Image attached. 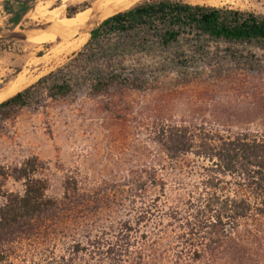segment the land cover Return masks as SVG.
Returning <instances> with one entry per match:
<instances>
[{
    "label": "trees",
    "instance_id": "1",
    "mask_svg": "<svg viewBox=\"0 0 264 264\" xmlns=\"http://www.w3.org/2000/svg\"><path fill=\"white\" fill-rule=\"evenodd\" d=\"M32 1L5 3L12 25ZM242 47L264 50L263 15L146 0L102 20L64 65L1 102L0 120L81 92L119 118L131 116V93L162 105L191 82L236 86L224 77L235 76L232 65L263 72ZM148 115L123 174L66 175L58 199L37 159L0 167V264H264V113L254 112L253 132L211 127L190 111ZM8 178L22 192L4 191Z\"/></svg>",
    "mask_w": 264,
    "mask_h": 264
},
{
    "label": "rangeland",
    "instance_id": "2",
    "mask_svg": "<svg viewBox=\"0 0 264 264\" xmlns=\"http://www.w3.org/2000/svg\"><path fill=\"white\" fill-rule=\"evenodd\" d=\"M7 1L10 0H0V73L8 72L6 78L1 79L0 93L18 76L26 79L23 90L64 65L86 43L89 32L106 19L92 21L71 39L79 41L77 49L63 51L45 61L46 56L51 57L48 51L52 47L46 43L35 44V41L45 36L42 34H47L51 13L59 12V20H63L72 17L83 6L78 0H35L27 3L28 10L15 26L12 25L15 12L6 10ZM143 1L146 0H139L132 6ZM179 1L264 16V0ZM240 51L261 63L263 72L246 74L232 65L230 71L235 72L229 75L235 76L224 77H236L240 81L236 86L205 91L202 89L203 82H191L182 87L176 99L162 105H157L159 99L153 93H131L123 99V102L132 105L131 116L126 115L125 107L121 106L120 109L125 112L122 111L124 113L121 112L119 118H113L105 112L101 98L89 97L85 92L56 102L44 99L39 106L24 108L12 119L0 120V167L13 168L27 159H37L44 165L45 170L41 173L49 181L47 196L58 199L62 195V182L66 175L88 177L92 181L114 171L123 174L125 160L131 156L130 150L140 147L143 142V127L147 122H153L152 118H148V109H163L175 117L178 113L190 111L211 127H220L219 121H224L220 123H226L231 131L241 129L253 132L258 123L254 122V112L264 113V50L242 47ZM209 117L217 120L216 123ZM117 160L119 167L114 169V161ZM3 189L20 193L23 188L20 182L8 178ZM3 202L4 199L0 198V205Z\"/></svg>",
    "mask_w": 264,
    "mask_h": 264
},
{
    "label": "bare ground",
    "instance_id": "3",
    "mask_svg": "<svg viewBox=\"0 0 264 264\" xmlns=\"http://www.w3.org/2000/svg\"><path fill=\"white\" fill-rule=\"evenodd\" d=\"M137 1L139 0H78L79 4L83 6V9L76 12L72 17L63 20H59L60 13L54 12L53 10L54 13H51L49 18L50 25L47 28V34H42L45 36L35 41V44L39 45L46 43L51 45L52 47L50 51H48L51 57L45 55L46 58H41H45L44 60L46 61L63 51L67 52V50L70 51L74 48L77 49V44L79 43V41H71V39L74 38L80 31L84 30L89 23L94 20L107 18L115 13L126 10L130 8L133 4H135ZM24 32L23 34H25ZM80 45L81 44H79V46ZM71 52L73 53V51ZM19 62L21 63V61ZM7 74L8 72L0 73V84L1 79H3L4 77L6 78ZM25 83L26 79H24L23 76H18L14 82L11 81L10 83H8V85L4 89H1L3 91L0 93V101H3L6 98L16 94L19 90L23 88Z\"/></svg>",
    "mask_w": 264,
    "mask_h": 264
}]
</instances>
